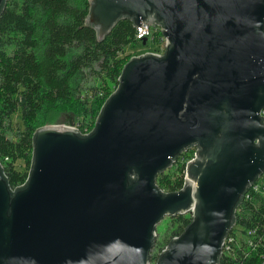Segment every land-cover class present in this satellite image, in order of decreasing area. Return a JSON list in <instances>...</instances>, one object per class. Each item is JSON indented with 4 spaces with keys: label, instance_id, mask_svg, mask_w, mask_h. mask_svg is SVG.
Segmentation results:
<instances>
[{
    "label": "water",
    "instance_id": "1",
    "mask_svg": "<svg viewBox=\"0 0 264 264\" xmlns=\"http://www.w3.org/2000/svg\"><path fill=\"white\" fill-rule=\"evenodd\" d=\"M89 1L99 40L129 18L164 27L165 51L125 63L91 132L37 129L25 185L0 167V264H151L158 223L188 212L156 264H220L264 174V0ZM194 145L163 192L157 175Z\"/></svg>",
    "mask_w": 264,
    "mask_h": 264
},
{
    "label": "trees",
    "instance_id": "2",
    "mask_svg": "<svg viewBox=\"0 0 264 264\" xmlns=\"http://www.w3.org/2000/svg\"><path fill=\"white\" fill-rule=\"evenodd\" d=\"M90 7L89 0H5L0 12V167L12 188L27 183L37 129L62 113H74L80 125L90 123L94 128L111 86L118 85L132 57L126 55L127 48L143 44L129 18H121L99 40L97 29L86 20ZM161 34L154 32L153 41ZM15 115L23 128L14 123ZM191 152L182 156L186 159ZM180 158L156 177L166 193L179 191L185 184L182 173L173 177L176 169H184L185 160ZM170 218L176 229L171 228L163 239L157 236L154 248L180 235L192 215ZM236 225L243 243L234 244L232 254L224 252L220 264H262L263 246L250 247L244 238L252 228L264 230L262 192L252 190L251 198L244 196L237 207Z\"/></svg>",
    "mask_w": 264,
    "mask_h": 264
},
{
    "label": "built area",
    "instance_id": "3",
    "mask_svg": "<svg viewBox=\"0 0 264 264\" xmlns=\"http://www.w3.org/2000/svg\"><path fill=\"white\" fill-rule=\"evenodd\" d=\"M157 30H159L162 33L160 36L161 37L160 41H159L161 43V48L155 52L163 53L165 51V46H166V36L164 35V27H162L160 25L142 23L140 26L136 27V38L138 40H141L142 42L144 39H147V41H149L150 39H153L154 32H156ZM261 114H262V116H264V109L261 111ZM91 130L86 131L85 134L91 132ZM196 151H197V148L196 147L193 148L192 152L190 153V156L186 157V159H185V166H184L183 173H182V175H184V178L187 175V163L190 160L195 158ZM252 190L254 192H262L264 194V174L260 178H258V180L254 184H252L250 186V188L248 189V191L245 194L246 199L251 198ZM163 192H166V191L163 190ZM234 227H236L235 229H237V231L235 232V234L234 233L231 234L229 232L227 238L225 239L223 253L226 252V254H232L233 253L232 251L234 250L233 245L240 242V239H238L239 236H237V234H239V226L236 225ZM244 238L249 243L248 246L253 247V248H255L257 246L258 247L263 246V248H264V230H261L260 228H257V227L252 228V229L248 230V232L246 234H244ZM167 245L168 244L161 247V249L157 253L154 252L155 248L152 249L151 264H156L158 256L162 253V251L164 249L167 248ZM153 254H156L155 258L153 257Z\"/></svg>",
    "mask_w": 264,
    "mask_h": 264
},
{
    "label": "rangeland",
    "instance_id": "4",
    "mask_svg": "<svg viewBox=\"0 0 264 264\" xmlns=\"http://www.w3.org/2000/svg\"><path fill=\"white\" fill-rule=\"evenodd\" d=\"M159 30H157L156 32H158ZM160 40V36L159 38H156V42L153 41V39H150L148 41L147 44H138L135 47H128L126 50V55L130 54L132 55V57L134 56H138V55H142L145 53H149V52H155L158 49L161 48V43L159 42ZM117 86H111L110 91L111 93L114 92V90L116 89ZM14 123L17 125H20V128H23V122L20 119L19 115H15L14 118ZM84 125H80V123H78V121H76V115L74 113H62L61 115H59L55 121L53 120L51 123L46 124V125H67V126H72V127H76L78 128L82 133H85L88 130L92 129V125L90 123H83ZM43 127V126H41ZM82 127V129H80ZM181 162L184 163L185 158L182 156L180 158ZM177 163V162H176ZM174 163V164H176ZM22 167H24V163L21 165ZM183 173V170L181 169H176L173 173V177L178 176V174ZM262 179V178H261ZM189 213V212H188ZM190 214V213H189ZM191 215V214H190ZM177 226H175L173 224V222H171V218L170 216H166L164 217L157 225V231H158V238L160 236L161 239H163V236H166L167 234H169L170 229H176ZM173 231V230H172ZM238 236L240 234H237ZM243 241L241 240L239 242V244H242ZM163 247V246H162ZM161 249V247H155L154 252L157 253L159 250Z\"/></svg>",
    "mask_w": 264,
    "mask_h": 264
},
{
    "label": "flooded vegetation",
    "instance_id": "5",
    "mask_svg": "<svg viewBox=\"0 0 264 264\" xmlns=\"http://www.w3.org/2000/svg\"><path fill=\"white\" fill-rule=\"evenodd\" d=\"M196 146L194 145V146H191L189 149H187V150H185V151H183V153H185V152H190L193 148H195ZM180 157H182V155L180 156ZM178 159V158H177ZM179 160V159H178Z\"/></svg>",
    "mask_w": 264,
    "mask_h": 264
}]
</instances>
